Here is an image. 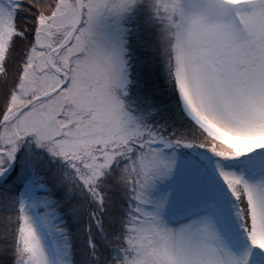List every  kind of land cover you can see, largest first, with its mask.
I'll list each match as a JSON object with an SVG mask.
<instances>
[{"label": "snow or ice", "instance_id": "1", "mask_svg": "<svg viewBox=\"0 0 264 264\" xmlns=\"http://www.w3.org/2000/svg\"><path fill=\"white\" fill-rule=\"evenodd\" d=\"M135 3L0 0V264H264V0H225L226 41L153 0L179 129L94 39Z\"/></svg>", "mask_w": 264, "mask_h": 264}, {"label": "trees", "instance_id": "2", "mask_svg": "<svg viewBox=\"0 0 264 264\" xmlns=\"http://www.w3.org/2000/svg\"><path fill=\"white\" fill-rule=\"evenodd\" d=\"M127 29V95L134 107L152 112L154 120L181 128L187 119L171 67V30L150 1L140 2L124 21Z\"/></svg>", "mask_w": 264, "mask_h": 264}, {"label": "rangeland", "instance_id": "3", "mask_svg": "<svg viewBox=\"0 0 264 264\" xmlns=\"http://www.w3.org/2000/svg\"><path fill=\"white\" fill-rule=\"evenodd\" d=\"M145 0H136L128 10L119 14L105 12L98 19L94 39L105 51L113 54L122 65L125 90L128 86V68L126 64V34L125 18L134 8ZM153 4V0H147ZM185 25L188 29L203 33L222 34L226 39L228 35L225 25L230 23L232 9L225 0H183ZM211 30V31H210Z\"/></svg>", "mask_w": 264, "mask_h": 264}, {"label": "bare ground", "instance_id": "4", "mask_svg": "<svg viewBox=\"0 0 264 264\" xmlns=\"http://www.w3.org/2000/svg\"><path fill=\"white\" fill-rule=\"evenodd\" d=\"M211 31V30H210ZM210 34H212L216 39H219V40H221V41H224L226 38L222 35V34H215V32H214V30L213 31H211V33Z\"/></svg>", "mask_w": 264, "mask_h": 264}, {"label": "clouds", "instance_id": "5", "mask_svg": "<svg viewBox=\"0 0 264 264\" xmlns=\"http://www.w3.org/2000/svg\"><path fill=\"white\" fill-rule=\"evenodd\" d=\"M188 34L191 35V29H188ZM170 37H173L172 33L169 34ZM171 46H175V40L172 39Z\"/></svg>", "mask_w": 264, "mask_h": 264}]
</instances>
